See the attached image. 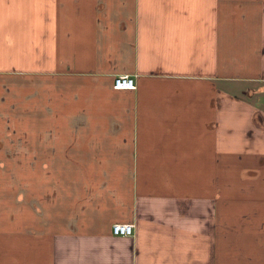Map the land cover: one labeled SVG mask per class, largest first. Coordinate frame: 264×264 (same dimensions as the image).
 I'll list each match as a JSON object with an SVG mask.
<instances>
[{"label": "crops", "instance_id": "crops-1", "mask_svg": "<svg viewBox=\"0 0 264 264\" xmlns=\"http://www.w3.org/2000/svg\"><path fill=\"white\" fill-rule=\"evenodd\" d=\"M9 136L0 264H264V0H0Z\"/></svg>", "mask_w": 264, "mask_h": 264}, {"label": "rangeland", "instance_id": "rangeland-1", "mask_svg": "<svg viewBox=\"0 0 264 264\" xmlns=\"http://www.w3.org/2000/svg\"><path fill=\"white\" fill-rule=\"evenodd\" d=\"M9 132L11 133V131ZM7 140L10 142L9 150L11 151L10 152L4 151L6 147L0 142V159L2 156L3 157L6 156L7 158H11V159H16V155L18 156L17 144L15 142L16 138L9 136ZM12 141H14L15 143H11ZM19 147L21 148V146ZM2 163L5 164V162H1V164ZM41 172L43 173V179H46L50 175L49 170H41ZM31 176H32L31 169L16 168V167L5 168L4 165H1L0 167V209L1 208H9V209L14 208L11 200H12V196L13 195L15 196V193H7L6 191H18V187H17L18 182H19V187L23 188L24 192H27L29 195H31V191H30V189L32 188ZM2 196L3 198L5 197V200H3V202H2Z\"/></svg>", "mask_w": 264, "mask_h": 264}, {"label": "built area", "instance_id": "built-area-1", "mask_svg": "<svg viewBox=\"0 0 264 264\" xmlns=\"http://www.w3.org/2000/svg\"><path fill=\"white\" fill-rule=\"evenodd\" d=\"M114 88L116 89H136L137 81L135 75L120 74L114 78ZM135 224L133 222H115L112 224V231L116 235L132 236Z\"/></svg>", "mask_w": 264, "mask_h": 264}]
</instances>
